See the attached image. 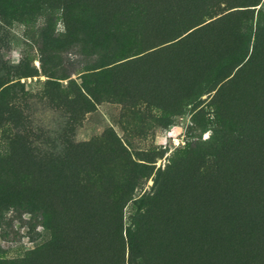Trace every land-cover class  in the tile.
Returning <instances> with one entry per match:
<instances>
[{
  "label": "rangeland",
  "instance_id": "rangeland-1",
  "mask_svg": "<svg viewBox=\"0 0 264 264\" xmlns=\"http://www.w3.org/2000/svg\"><path fill=\"white\" fill-rule=\"evenodd\" d=\"M249 1L107 0V10L122 17L106 34L102 13L77 7L65 21L59 8L31 11L28 2L0 0L7 12L0 14V82L13 78L31 94L49 76L65 85L86 68L137 57L199 27L182 45L126 62L117 72L125 79L121 99H104L85 113L73 131L77 147L52 166L60 175L50 183L63 191L104 197L125 189L117 229L125 242L157 194L146 231L164 248L159 264H181L178 253L182 264H264V53L256 60L260 73L255 61L224 83L246 61L257 28L264 50V0L245 6ZM111 79L105 72L98 84ZM32 108L35 123L60 127L59 113L39 102ZM251 218L258 228H250ZM61 222L70 236L64 212ZM52 236L38 205L2 208L0 264H20Z\"/></svg>",
  "mask_w": 264,
  "mask_h": 264
},
{
  "label": "trees",
  "instance_id": "trees-1",
  "mask_svg": "<svg viewBox=\"0 0 264 264\" xmlns=\"http://www.w3.org/2000/svg\"><path fill=\"white\" fill-rule=\"evenodd\" d=\"M17 1L23 2L24 5L28 2L29 5L24 8L28 7L31 11L59 8L65 21L68 15L78 8L102 13L106 34L114 33L113 26H116V21L122 17V14H113L122 11L112 13L107 10L104 2L107 0ZM257 3L258 0H252L245 6H254ZM5 13L7 14L6 9L0 3V14ZM95 15L97 17L98 14ZM198 28L190 30L191 27H188L167 40L170 42L166 45L134 58L141 59L162 48L171 49L182 45ZM67 32H72L68 25ZM261 34L262 31L257 28L246 61L238 66L232 75H224V78L227 77L225 84L230 85L246 64L255 62L264 53L262 38H259ZM134 58H110L106 62L86 68L77 78H68L65 85L49 76L42 81L40 90L35 94L25 92L24 85L13 78L0 82V134L7 132V148L0 149V210L6 206L33 208L38 205L47 211L53 231L52 238L22 256L19 259L20 264H159L160 260H164L160 257L164 256L161 243H154L148 238L146 231L153 215L152 199L156 198L157 194L150 197L149 206L139 219L141 227L133 238H127L125 242L117 235V229L121 225V207L125 203V189L115 195L99 197L89 189L83 192H68L63 191L61 185L50 183L60 175L53 172L52 166L57 167V164L68 158V153L77 147V143L72 139L73 131L84 114L93 111L104 99H121L120 90L124 87L125 79L122 75L118 76L117 72ZM256 63L257 72L260 73V65L257 61ZM105 72L112 75L109 86L98 84V77ZM224 83L216 89L215 95ZM24 97L31 98V103L27 104L23 100ZM36 102L61 115L58 129L52 130L35 123V110L32 106ZM135 181L133 177L129 183L131 189L134 188ZM129 198L128 196L127 199ZM63 212L72 225L73 233L70 236H64L61 231ZM259 225L256 218L249 219L250 228H258ZM107 227L110 236L105 239ZM214 229L215 225H209L208 234ZM176 260L182 264L181 253L177 254Z\"/></svg>",
  "mask_w": 264,
  "mask_h": 264
}]
</instances>
